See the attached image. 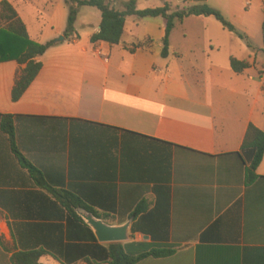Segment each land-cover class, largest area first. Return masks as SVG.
<instances>
[{"label": "crops", "instance_id": "0c3cea01", "mask_svg": "<svg viewBox=\"0 0 264 264\" xmlns=\"http://www.w3.org/2000/svg\"><path fill=\"white\" fill-rule=\"evenodd\" d=\"M7 1L32 41L55 44L17 101L24 65L0 63V264L29 250H44L43 264H87L94 242L49 188L83 196L110 225L132 220L125 243L175 250L136 264H264V157L250 178L241 153L249 126L264 130V0H135L139 10L207 5L246 37L189 16L166 57L163 17H127L110 45L91 41L102 20L94 7L79 9L66 39L65 0ZM231 58L250 67L235 73ZM1 116L14 117L15 147L43 183Z\"/></svg>", "mask_w": 264, "mask_h": 264}, {"label": "trees", "instance_id": "16d2710c", "mask_svg": "<svg viewBox=\"0 0 264 264\" xmlns=\"http://www.w3.org/2000/svg\"><path fill=\"white\" fill-rule=\"evenodd\" d=\"M65 2L69 8L67 27L64 33L66 39H71L75 36V23L79 9L85 6L98 9L102 17L100 31L92 36L91 41H101L110 45H118L121 43L127 17L135 16L140 19L163 17L166 20L163 38L164 47L162 52L164 57L168 55L169 37L176 23L182 22L189 16H213L226 30L236 33L242 39H246L243 34L236 31L235 27L220 11L207 5L180 9V7L173 8L170 3H166L162 7L139 10L135 0H65ZM262 34L264 42V21L262 25ZM54 44V41L46 44L32 41L29 38L26 25L19 17L14 7L7 0H2L0 2V63L16 61L20 65H24L13 88V101L19 100L30 84L35 80L42 68V63L39 58ZM230 66L235 73H241L250 67V63L231 58ZM13 118L12 116H1V128L10 136L13 150L22 161L23 165L28 167L32 173L36 175V181L38 183H43L42 174L36 171V169L20 155L15 147L13 142ZM241 153L248 162L250 178L256 177L255 172L264 157V130H259L255 126L250 125L242 145ZM49 189L56 200L67 208L70 217L88 232V239L94 242L88 255H84V260L87 264H136L145 258H165L174 254L175 250L172 247L153 243L129 242L107 245L98 243L91 228L77 215L75 209L81 208L87 212L93 213L100 219H109L111 215H105V213L93 207L87 199L77 193L52 188ZM100 210L103 211V209ZM141 212L142 209H135L130 214L129 218L135 219ZM138 229V226H133L132 232L135 233ZM45 254L46 252L44 250L20 251L12 256L11 261L12 264H43L40 262V259Z\"/></svg>", "mask_w": 264, "mask_h": 264}, {"label": "water", "instance_id": "95a60500", "mask_svg": "<svg viewBox=\"0 0 264 264\" xmlns=\"http://www.w3.org/2000/svg\"><path fill=\"white\" fill-rule=\"evenodd\" d=\"M60 40H63V37H61ZM77 212L85 223L92 228L100 243H125L131 239L130 225L132 220H129L123 225L116 226L104 222L102 219L97 218L93 213L87 212L81 208H77ZM144 238L148 239V236H145Z\"/></svg>", "mask_w": 264, "mask_h": 264}, {"label": "built area", "instance_id": "2783aa9c", "mask_svg": "<svg viewBox=\"0 0 264 264\" xmlns=\"http://www.w3.org/2000/svg\"><path fill=\"white\" fill-rule=\"evenodd\" d=\"M96 53H97L98 55L102 56V57L105 59V61H108V60H109V56H108L107 54L103 53V51H102L101 48L98 47V48L96 49Z\"/></svg>", "mask_w": 264, "mask_h": 264}, {"label": "rangeland", "instance_id": "374dc122", "mask_svg": "<svg viewBox=\"0 0 264 264\" xmlns=\"http://www.w3.org/2000/svg\"><path fill=\"white\" fill-rule=\"evenodd\" d=\"M2 26V25H1Z\"/></svg>", "mask_w": 264, "mask_h": 264}]
</instances>
